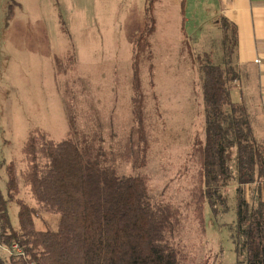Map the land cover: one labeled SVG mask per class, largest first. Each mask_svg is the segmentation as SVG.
I'll use <instances>...</instances> for the list:
<instances>
[{"label":"rangeland","instance_id":"obj_1","mask_svg":"<svg viewBox=\"0 0 264 264\" xmlns=\"http://www.w3.org/2000/svg\"><path fill=\"white\" fill-rule=\"evenodd\" d=\"M180 1L0 0V185L5 193L7 166L14 163L18 198L34 205L23 179L22 149L35 129L60 140L75 118L83 133L99 132L108 150L131 133L134 42L148 26L146 9L152 3L153 58L144 59L142 69L149 162L140 169L122 164L120 172L146 175L154 202L181 209L179 243L191 263L237 264L230 230L236 221L235 186L226 189L228 205L219 207V216L206 205L205 229L190 206L199 169L195 147L205 139L201 83L193 59L209 52L220 63L222 5L219 0H188L183 28ZM56 56L65 60L64 74L57 72ZM18 211L11 203L15 226ZM36 220L39 229L56 230L60 216L43 214ZM6 256L0 248V257Z\"/></svg>","mask_w":264,"mask_h":264},{"label":"trees","instance_id":"obj_2","mask_svg":"<svg viewBox=\"0 0 264 264\" xmlns=\"http://www.w3.org/2000/svg\"><path fill=\"white\" fill-rule=\"evenodd\" d=\"M188 0L181 1L183 28ZM147 28L134 42L132 116L135 125L117 148L108 150L99 132L83 133L71 120L60 140L35 129L22 152L25 185L34 200L18 198L14 163L7 166L6 192L0 185V246L15 251L0 264H193L181 246L183 214L172 203L153 201L149 179L143 174H122V164L134 169L149 162L150 141L146 94L142 87L144 59H152L151 38L156 32L153 4L146 9ZM224 55L220 63L212 53L194 56L200 78L205 139L197 141L199 165L190 206L205 229V208L215 216L227 207L226 189L235 186L236 221L230 225L237 264H264V142L259 141L247 104L235 102L232 90L240 79L234 64L238 29L221 17ZM67 58V62L72 61ZM65 60L55 57L59 74ZM154 78V65L150 64ZM0 160V171L3 168ZM19 207L18 225L9 213ZM59 215L56 230H39L36 219ZM202 264H210L209 260Z\"/></svg>","mask_w":264,"mask_h":264},{"label":"crops","instance_id":"obj_3","mask_svg":"<svg viewBox=\"0 0 264 264\" xmlns=\"http://www.w3.org/2000/svg\"><path fill=\"white\" fill-rule=\"evenodd\" d=\"M219 3L222 5L219 14L238 29V47L233 58L240 79L232 90V99L247 104L254 134L264 142V0H219Z\"/></svg>","mask_w":264,"mask_h":264},{"label":"built area","instance_id":"obj_4","mask_svg":"<svg viewBox=\"0 0 264 264\" xmlns=\"http://www.w3.org/2000/svg\"><path fill=\"white\" fill-rule=\"evenodd\" d=\"M0 248H2L5 251H7L8 254L12 253V251H15L17 254H21L22 253L21 249L17 245H14L13 249H11V250L6 248V247H4V246H0Z\"/></svg>","mask_w":264,"mask_h":264}]
</instances>
